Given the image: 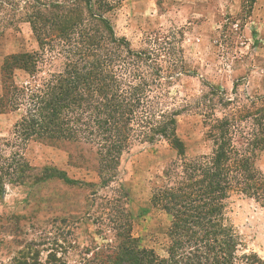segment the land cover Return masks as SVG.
Returning <instances> with one entry per match:
<instances>
[{"label": "rangeland", "instance_id": "obj_1", "mask_svg": "<svg viewBox=\"0 0 264 264\" xmlns=\"http://www.w3.org/2000/svg\"><path fill=\"white\" fill-rule=\"evenodd\" d=\"M107 18L130 50L153 55V69H140L163 78L150 89V111L157 119L180 112L176 136L186 160L212 156L208 124L213 119L237 121L235 144L248 138L246 115L264 97V0H123ZM18 54L38 56L35 74H3L4 62ZM63 56L59 48L40 50L23 21L0 30V98L7 101L13 87L42 89L63 70ZM25 110L8 107L0 114V264H111L124 231L141 248L166 258L171 217L151 200L170 184L173 175L167 172L181 166L169 144L145 142L136 127L114 172L100 175L91 144L25 142L15 135ZM250 154L264 174V150ZM47 169L73 183L39 181ZM20 177L25 180L17 184ZM225 218L240 242L234 264H264V206L232 195Z\"/></svg>", "mask_w": 264, "mask_h": 264}, {"label": "trees", "instance_id": "obj_2", "mask_svg": "<svg viewBox=\"0 0 264 264\" xmlns=\"http://www.w3.org/2000/svg\"><path fill=\"white\" fill-rule=\"evenodd\" d=\"M122 1L0 0L1 31L23 21L40 50L59 48L65 59L63 70L42 89L13 87L9 102L6 96L0 98V114L8 107L12 111L25 107V116L14 127V134L25 142L84 141L95 146L100 175L114 172L136 127V136L145 142L165 140L181 161V166L167 172L166 176L173 175L170 184L157 189L151 200L171 217L167 257L141 248L124 231L111 264H234L240 242L225 218L229 198L244 196L264 206V174L250 154L264 150V97L246 115L251 123V131L245 134L249 140L234 143L233 132L238 131L234 119H213L208 124L212 156L186 160L185 147L176 136L180 112L162 113L157 119L150 111V89H157L163 78L159 72L147 76L140 69H153V55L130 50L124 38L115 36L107 18ZM37 58L36 54L13 55L2 72L35 74ZM51 179L73 183L64 173L50 169L43 171L39 181ZM24 180L20 177L16 183Z\"/></svg>", "mask_w": 264, "mask_h": 264}]
</instances>
